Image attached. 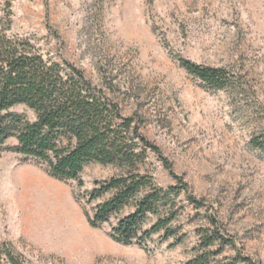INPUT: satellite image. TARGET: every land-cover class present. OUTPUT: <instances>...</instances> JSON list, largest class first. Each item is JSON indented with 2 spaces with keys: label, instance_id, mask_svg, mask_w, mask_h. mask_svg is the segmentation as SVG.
Returning a JSON list of instances; mask_svg holds the SVG:
<instances>
[{
  "label": "rangeland",
  "instance_id": "rangeland-1",
  "mask_svg": "<svg viewBox=\"0 0 264 264\" xmlns=\"http://www.w3.org/2000/svg\"><path fill=\"white\" fill-rule=\"evenodd\" d=\"M7 4L9 35L30 38L46 60L80 70L124 117L135 118L205 205L194 209L181 196L176 237L155 235L146 250L124 246L109 237L116 218L94 229L85 216L109 198L89 201L95 183L120 170L90 164L79 187L53 178L43 163L5 151L0 264H10L7 250L19 264H184L197 253L200 231L216 227L264 264V152L252 143L264 142V0H0V19ZM180 59L225 68L234 83L207 89ZM13 111L35 119L23 106ZM16 145L9 139L5 148ZM143 170L164 189L174 184L152 153ZM210 250L212 264L235 257L219 243Z\"/></svg>",
  "mask_w": 264,
  "mask_h": 264
},
{
  "label": "trees",
  "instance_id": "trees-1",
  "mask_svg": "<svg viewBox=\"0 0 264 264\" xmlns=\"http://www.w3.org/2000/svg\"><path fill=\"white\" fill-rule=\"evenodd\" d=\"M0 19V158L5 151L43 163L53 178L83 185L81 174L90 164L112 166L121 173L95 183L89 201H99L92 216L85 214L91 228H100L116 218L109 237L116 243L147 249L148 241L163 234L164 240L177 235L173 223L185 211L182 196L194 209L205 202L196 198L158 147L141 133L134 117H124L119 105L95 87L70 63L51 62L32 39L9 35L10 6ZM180 67L207 89L221 91L234 79L225 68L179 60ZM23 106L35 115L33 121L13 110ZM9 139L17 145L5 148ZM264 152V142L253 141ZM154 154L174 182L162 188L151 175L144 174L148 154ZM146 173V172H145ZM129 211V212H128ZM128 212L126 215H124ZM155 222L148 226L150 219ZM211 224L217 226L215 218ZM200 245L193 258L184 264H212L216 244L235 251L230 264H255L233 238L219 227L200 231ZM10 264H19L7 250Z\"/></svg>",
  "mask_w": 264,
  "mask_h": 264
}]
</instances>
